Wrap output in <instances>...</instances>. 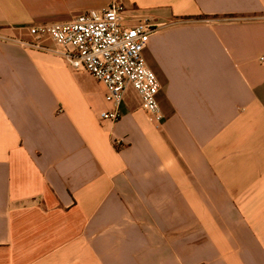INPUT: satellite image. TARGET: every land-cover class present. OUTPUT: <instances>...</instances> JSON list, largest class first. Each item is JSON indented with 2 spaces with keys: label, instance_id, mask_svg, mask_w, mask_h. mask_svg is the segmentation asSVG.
I'll list each match as a JSON object with an SVG mask.
<instances>
[{
  "label": "crops",
  "instance_id": "obj_1",
  "mask_svg": "<svg viewBox=\"0 0 264 264\" xmlns=\"http://www.w3.org/2000/svg\"><path fill=\"white\" fill-rule=\"evenodd\" d=\"M113 2L161 122L30 34ZM261 58L264 0H0V264H264Z\"/></svg>",
  "mask_w": 264,
  "mask_h": 264
},
{
  "label": "built area",
  "instance_id": "obj_2",
  "mask_svg": "<svg viewBox=\"0 0 264 264\" xmlns=\"http://www.w3.org/2000/svg\"><path fill=\"white\" fill-rule=\"evenodd\" d=\"M125 13L123 4L113 2L102 11H88L67 23L32 26L29 31L36 47L51 41L55 52L73 69L86 71L105 85L106 100L113 110L103 112L102 120L121 119V107L132 88L140 96L142 108L161 122L164 116L157 100L161 84L144 58L155 26L147 20L129 26Z\"/></svg>",
  "mask_w": 264,
  "mask_h": 264
},
{
  "label": "rangeland",
  "instance_id": "obj_3",
  "mask_svg": "<svg viewBox=\"0 0 264 264\" xmlns=\"http://www.w3.org/2000/svg\"><path fill=\"white\" fill-rule=\"evenodd\" d=\"M131 94H135L134 92H131ZM128 98L130 99V95L128 96Z\"/></svg>",
  "mask_w": 264,
  "mask_h": 264
}]
</instances>
